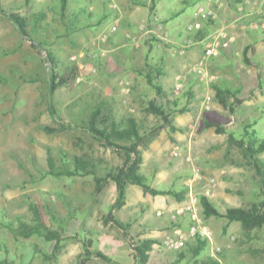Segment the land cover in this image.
<instances>
[{
  "label": "rangeland",
  "instance_id": "374dc122",
  "mask_svg": "<svg viewBox=\"0 0 264 264\" xmlns=\"http://www.w3.org/2000/svg\"><path fill=\"white\" fill-rule=\"evenodd\" d=\"M114 2L116 4L111 5ZM0 9L27 17L30 31H33V17L40 12L45 14L41 26L32 33L37 42H42L41 49L35 48L30 39L21 35L16 24L0 13V220L8 222L16 214L18 217L11 221L33 225L32 205L37 204L43 221L62 234L61 251L51 260L35 251L34 246H41L36 240L38 235L34 237L33 249L37 254L34 264L41 260L45 264H74V254L81 246L78 236L84 239L86 231L93 233L86 228L89 223L94 227L102 218L108 220L113 215L119 219L121 214L131 221L140 219V207L134 204L116 215L111 211V202L117 198L112 181L98 191L92 175L55 177L46 174L51 170L49 150L57 169L65 165L73 168L75 158L103 162L98 167L101 175L106 168L122 166V153L105 147L84 129L91 112L102 104L103 114L119 122L134 117L143 122V130H146L158 121L145 110L154 98L162 104L177 98V109L186 108L185 112L172 115L179 131L172 133L164 129L147 147L141 148L144 161L140 174L151 186L177 192L186 190L182 201L169 196L180 204L170 214V221L177 226L181 222L189 223V232L196 225L207 230L210 241L218 242L215 250L221 256L219 264H264V227L247 232L240 222L207 217L200 203L201 196H207L225 214L228 207L249 208L262 199L260 178L245 159L243 149L231 145L226 134L216 133L215 128H207L205 123L210 121L223 126L238 140L259 142L264 139V111L241 106L234 98L229 99V108L216 98L215 101L212 98L209 109L203 106L209 92L215 90L216 74L207 65L208 72L216 79L206 84L193 71L197 61L190 62L187 69L178 67L180 59L196 46L195 40L185 38L192 39L194 45L178 47L171 54L168 51L171 46L164 41L148 45L140 27L131 34L125 25L129 9L124 0H68L65 19L61 14V0H0ZM211 20L205 17L203 22ZM113 25H117L118 30L109 34ZM119 30L129 31L132 37L126 34L124 42L133 41L134 49L139 50L132 51V59L127 51H113L116 45L110 43ZM47 50L62 68L72 63L79 68L77 81L59 87L54 94L49 92ZM229 67L226 69H235L236 73L241 68L236 59H231ZM149 68H156L155 72L162 70L156 80L166 92L161 98L141 73L148 72ZM227 74L222 67L221 80ZM230 74L232 76V72ZM179 77H182V89L176 93ZM213 102L221 104L217 103L219 111L212 108ZM51 105L56 116L51 114ZM61 123L69 125L67 130L59 129ZM258 158L264 162V153ZM9 170L12 176H8ZM6 182L12 186L4 187ZM128 192H132L130 186ZM131 197L136 199L135 194ZM160 200L151 196L143 205H159ZM5 204L8 209L4 213L1 206ZM180 209L183 212L177 214ZM164 214L155 213L154 217ZM172 214H177V218L173 219ZM182 217L186 218L181 221ZM148 218L154 221L152 214ZM16 236L31 240L20 233ZM86 239L84 244L88 245ZM115 243L109 241L106 246L109 251H104L112 259L116 258L112 251L117 247ZM42 251L50 254L53 247L42 248Z\"/></svg>",
  "mask_w": 264,
  "mask_h": 264
},
{
  "label": "crops",
  "instance_id": "0c3cea01",
  "mask_svg": "<svg viewBox=\"0 0 264 264\" xmlns=\"http://www.w3.org/2000/svg\"><path fill=\"white\" fill-rule=\"evenodd\" d=\"M124 1L129 9L127 13L128 22L125 25L131 30V34L134 29L140 27L143 31L141 33L142 37H145L144 42L148 45L150 42L161 43L164 41L171 46L170 50L167 49L171 54L178 47H183L185 38L191 37L195 40L196 46L188 52L184 59H180V62H178V67H182V69H187L191 65L190 62L197 61L196 63H199L214 33H219L222 36V40L224 38L223 48L220 49L217 56L207 62V65L210 66V69L214 71L217 77L215 90L210 91L209 96L211 97L212 95L215 101V98L217 99L216 88L231 89L237 93V97L241 100V106L253 107L256 110H261V113H263L264 0H156L154 12L151 11L152 0ZM115 4L114 2L111 5ZM203 8L213 11L214 18L211 21L203 22L205 18V15L201 13ZM162 11L166 12V14L163 15ZM126 30L125 32L119 30L110 44L116 45L113 51H127L128 56H132V51L139 52V50L134 49L131 44L134 43L133 41L127 40L128 42H124L126 34L128 38L132 37L128 33L129 31ZM137 31L140 33L139 30ZM134 34L136 35L137 33ZM146 53L147 49L145 56ZM231 59H236L238 66L241 67L237 73L235 69H232V71L226 69L230 68ZM114 62L117 64V61ZM222 67L229 74L221 80ZM229 71L232 72V76ZM217 103L213 102L212 108L219 111L218 105L221 104L218 103L217 105ZM9 163H11V160ZM8 173V176H12L13 174L11 170ZM6 186L11 187L12 184L6 182L4 187ZM129 186L132 192L129 193L127 187L126 204L113 212L116 215L134 204L140 207V219L131 221L121 214L120 218L116 220L124 224L126 230L114 223L110 219L111 216L108 217V220L102 218V221L96 222V226L94 227L92 223H89V226L86 228L93 233L89 234L86 231L84 239H81L77 235L81 246L74 254V264H83L84 258L85 264H112L108 260L98 256V253H100L112 259V257L104 252L109 251L106 246L111 240L116 242L117 246L113 250L112 248L110 249L116 257V260H112H118L117 262L121 264H137L135 244L144 242H150L153 246L152 250L148 253L149 259L145 264L221 263V256H218L215 250V244L218 242L214 243L208 240L206 247L198 256L194 254L197 248L195 244L200 242L198 240H191L188 246L180 251L167 248L165 243L170 236L181 232H189V223L184 225L181 222L177 226L176 222L172 223L170 221V214L175 212L180 204L178 203L177 205L176 200L173 201L169 196H156V198L161 199L159 205L145 206L143 204L152 195L145 193L144 190L138 188V185L137 187L134 185ZM134 194L136 195L135 200L131 197ZM115 201L116 199L111 202L110 208ZM1 207H4L2 208L4 213L8 209L6 204ZM159 212L165 213L164 216L155 218L154 214L157 213L158 215ZM149 214H152L154 221H150L148 218ZM14 217L17 218L18 216L16 214L11 216L8 222L0 220V264H34L37 258V254H35L33 249L34 237L36 235H32L30 237L31 240H23L17 237L16 234L18 235L19 233L18 227L22 222H27H21L18 219H14L18 221H11ZM184 218L186 217H182L181 221ZM18 222L19 226H17ZM85 239L89 241L88 245L84 244ZM36 240L43 250L54 247L52 241L49 242L43 237L38 236ZM86 249L89 250L90 254L84 256ZM39 264L45 263L41 260Z\"/></svg>",
  "mask_w": 264,
  "mask_h": 264
},
{
  "label": "trees",
  "instance_id": "16d2710c",
  "mask_svg": "<svg viewBox=\"0 0 264 264\" xmlns=\"http://www.w3.org/2000/svg\"><path fill=\"white\" fill-rule=\"evenodd\" d=\"M152 4L151 11L154 12L156 0H152ZM67 5L68 0H61V14L64 19L66 18ZM0 13L6 15V17L15 23L21 35L30 39L35 48L38 47L42 49L44 47L42 42H37L32 36V33H36V29H38L44 21L43 19L45 18V14L43 12H40L33 17V31L29 30V21L27 17L17 13L6 12L3 9H0ZM75 16L77 15L75 14ZM46 61L50 63V94H54L61 86L74 84L77 81L79 77V68L76 64H68L66 67L62 68L50 50H47ZM155 70L156 68L153 70L149 68L148 72L143 70L141 73L145 76L149 85L155 89L157 96L161 98L166 94V92L164 91L162 85L156 80L161 76L162 70H157V72H155ZM216 91L218 101L226 108H229L228 101L231 98H234V101L237 102V104L241 103V100L237 97V93L231 89L216 88ZM178 105L179 100L177 98L173 101L169 100L166 104L159 103L157 98L150 100L145 110L147 113L156 116L158 121L153 126L143 130V122H140L134 117H126L119 122L113 119L111 115L103 114V105L99 104L93 108L89 121L87 122V127H84V129L105 147L116 149L118 152L122 153L124 158L123 165L117 168H106L105 174L101 175L98 172V167L103 162H94L84 158H75L73 161V168H69L65 165L64 167L57 169L49 150V164L51 170H49L46 175H52L55 177L92 175L94 176L98 191H101L108 181L114 182L117 189V198L115 203L112 205L111 211L120 209L126 204V192L127 187L130 184L140 186L145 193L154 197L168 195L174 196L178 201H182L184 199V195L186 194V190L177 192L175 190L157 189L148 183L145 176L140 174L144 161L141 148L147 147L148 144L156 139L164 129H169L172 133L180 130L174 124L172 115L174 112L183 113L186 111V108L178 110ZM50 111L53 116H56L55 109L52 105ZM232 111L234 113V109H232ZM60 125L59 129L61 130H67L69 127L68 124L61 123ZM205 126L207 128H215V131L218 134H226L228 136V142L231 145L233 144L243 149L245 159L256 169L257 175L260 178L262 197L261 200L254 202L249 208L228 207L226 209V213L222 214L220 210L211 203L207 196H201L200 203L206 216L225 217L229 223L240 222L247 232L255 228L264 227V162L258 158L259 154L264 153V139L259 142L255 141L253 143H249L245 139L238 140L234 133H227L223 126L214 122L207 121ZM249 128L251 127H248L247 129ZM46 129L54 131L49 127H46ZM247 132L248 131H246V133ZM32 208L35 214L34 224L28 225L27 223L21 221L22 224L20 225L19 233L26 238H29L32 235H38L47 241H52L54 243V247L50 254L43 253L39 246H34V248L37 253L43 254L46 260L56 259L57 254L62 248V234L48 227L42 219L41 211L37 204H33ZM110 219L119 227L126 230L125 225L118 222L113 215H111ZM195 240L200 241V244H195L197 248L194 251V254L198 256L206 247L208 240L202 239L200 235L195 238ZM135 247L137 252V264H145L149 259L148 253L152 250L153 246L150 242H144L140 244L137 243ZM87 254H90L88 249L85 250L84 256ZM98 256L108 260L112 264H121L100 253H98ZM83 261V264H85V258Z\"/></svg>",
  "mask_w": 264,
  "mask_h": 264
},
{
  "label": "built area",
  "instance_id": "2783aa9c",
  "mask_svg": "<svg viewBox=\"0 0 264 264\" xmlns=\"http://www.w3.org/2000/svg\"><path fill=\"white\" fill-rule=\"evenodd\" d=\"M201 13L205 15V17L213 19L214 13L211 10H207L203 8L201 10ZM118 30L117 25H113L109 29V34H113ZM194 45V42L192 39H187L184 41V48L191 47ZM223 41L222 36L214 34L212 37L211 42L207 45L205 48V53L203 55V58L201 61L196 64L193 68V71L199 76L200 80L205 82L206 84H210L211 82L215 81V76L211 75L207 70V62L211 58L217 56L220 52V49L223 48ZM178 82L175 87L176 93H179L182 89V77L178 78ZM212 102V97L207 96L204 100V106L208 109L210 107V104ZM183 212V209H180L177 211V214H181ZM177 214H172V218H177ZM198 235L202 236V238H206L208 240H211L210 233L199 227V226H193L188 234L184 233H178L177 235L170 236L166 240V247L170 250L179 251L184 249L187 244L192 240L198 237Z\"/></svg>",
  "mask_w": 264,
  "mask_h": 264
}]
</instances>
